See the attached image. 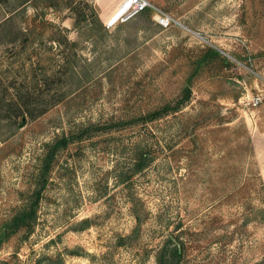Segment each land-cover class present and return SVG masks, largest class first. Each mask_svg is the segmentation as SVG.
I'll list each match as a JSON object with an SVG mask.
<instances>
[{"label":"rangeland","instance_id":"obj_1","mask_svg":"<svg viewBox=\"0 0 264 264\" xmlns=\"http://www.w3.org/2000/svg\"><path fill=\"white\" fill-rule=\"evenodd\" d=\"M124 1L0 0V264H264V0Z\"/></svg>","mask_w":264,"mask_h":264},{"label":"built area","instance_id":"obj_2","mask_svg":"<svg viewBox=\"0 0 264 264\" xmlns=\"http://www.w3.org/2000/svg\"><path fill=\"white\" fill-rule=\"evenodd\" d=\"M123 3H125L123 13L117 18H113L111 21L109 20L107 24L108 27L113 26L118 21H129L146 11L151 6L148 0H125ZM158 22L161 26L168 27L171 25L172 19L165 13H161V15L158 16ZM256 102L259 103L260 99Z\"/></svg>","mask_w":264,"mask_h":264},{"label":"bare ground","instance_id":"obj_3","mask_svg":"<svg viewBox=\"0 0 264 264\" xmlns=\"http://www.w3.org/2000/svg\"><path fill=\"white\" fill-rule=\"evenodd\" d=\"M124 5H125V3H122V5L119 7V9L116 11V13L111 17L110 21H111L113 18H117V17H119V15H120L121 13H123Z\"/></svg>","mask_w":264,"mask_h":264},{"label":"trees","instance_id":"obj_4","mask_svg":"<svg viewBox=\"0 0 264 264\" xmlns=\"http://www.w3.org/2000/svg\"><path fill=\"white\" fill-rule=\"evenodd\" d=\"M189 94H190V90H189V92H188Z\"/></svg>","mask_w":264,"mask_h":264}]
</instances>
